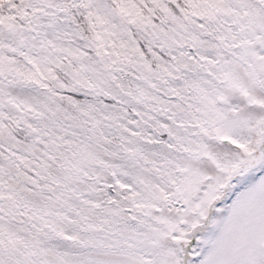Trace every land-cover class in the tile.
<instances>
[{"label": "snow or ice", "instance_id": "obj_1", "mask_svg": "<svg viewBox=\"0 0 264 264\" xmlns=\"http://www.w3.org/2000/svg\"><path fill=\"white\" fill-rule=\"evenodd\" d=\"M0 264H264V0H0Z\"/></svg>", "mask_w": 264, "mask_h": 264}]
</instances>
